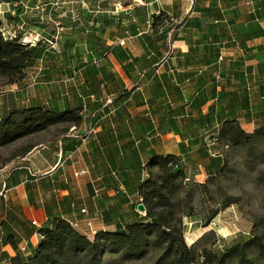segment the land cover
Instances as JSON below:
<instances>
[{"label": "crops", "instance_id": "crops-1", "mask_svg": "<svg viewBox=\"0 0 264 264\" xmlns=\"http://www.w3.org/2000/svg\"><path fill=\"white\" fill-rule=\"evenodd\" d=\"M135 1L97 0L91 12L92 0H0L2 26L58 35L8 84L0 117L40 106L82 118L0 166V264L33 253L55 218L90 240L146 223L136 193L148 161L176 156L185 183L205 186L222 167L206 145L226 148L224 122L264 129V0ZM159 13L168 22L152 32Z\"/></svg>", "mask_w": 264, "mask_h": 264}, {"label": "trees", "instance_id": "trees-1", "mask_svg": "<svg viewBox=\"0 0 264 264\" xmlns=\"http://www.w3.org/2000/svg\"><path fill=\"white\" fill-rule=\"evenodd\" d=\"M167 22L168 16L164 13L153 16L152 32L166 27ZM1 28L2 21L0 78L8 84H17L44 50L40 43L28 47L18 40L5 39L1 36ZM161 34L165 40L166 33ZM81 120L78 109L63 112L40 106L11 109L0 117V148L52 126H80ZM257 134L264 135V129L245 134L236 120L224 122L219 130L221 142L229 148L246 147ZM223 167L222 163L216 173ZM145 168L148 176L140 183L136 194L138 204L144 207L146 223H131L116 233L96 232L90 240L68 222L55 218L50 226L37 228L40 239L33 253L25 257L17 254L10 258L9 264H101L103 254L115 255L120 260H132L144 257L150 250L160 252L153 264H264V241L258 235L244 241L223 242L222 248L219 242L217 251L208 248L196 250L193 245L188 247L183 239L182 216L185 213L177 195L194 183H185L188 180H185L183 169L178 167L176 156L154 157L146 163Z\"/></svg>", "mask_w": 264, "mask_h": 264}, {"label": "rangeland", "instance_id": "rangeland-1", "mask_svg": "<svg viewBox=\"0 0 264 264\" xmlns=\"http://www.w3.org/2000/svg\"><path fill=\"white\" fill-rule=\"evenodd\" d=\"M92 1L89 6L91 12L94 11L97 0ZM134 1L130 0L132 4L137 5L138 2ZM121 6L124 10L123 4ZM109 10L113 9L106 11ZM14 33L17 38L22 35ZM32 78L30 77L29 81ZM9 90L6 80L0 78V104L11 100L13 93ZM67 125L52 126L51 131L38 133L33 138H22L1 147L0 166L8 161L12 162L16 156H22L24 149L29 146L57 137L67 129ZM220 149L224 156L223 170L209 178L205 186L198 187L193 184L183 188L177 195L185 213L182 216L184 242L188 247L193 245L196 250L208 248L217 251L219 242L222 248L223 242L244 241L253 235L261 236L264 241V135L257 134L250 144L243 148ZM154 175H157L156 170ZM159 255L160 252L150 250L142 258L120 260L115 255L103 254L101 264H153Z\"/></svg>", "mask_w": 264, "mask_h": 264}, {"label": "built area", "instance_id": "built-area-1", "mask_svg": "<svg viewBox=\"0 0 264 264\" xmlns=\"http://www.w3.org/2000/svg\"><path fill=\"white\" fill-rule=\"evenodd\" d=\"M2 4L3 3H0V17H3L4 15V10L2 8ZM115 10H120L119 7H117V9L115 8ZM169 23H176L175 19L173 18H169ZM8 26H2L1 28V36H3L5 39L7 40H18V42H20L21 44L25 45V46H28V47H34L35 45H37L38 43L40 42H44L48 45H52L53 43H55L57 40H58V35L55 36L53 38V41L52 40H48V39H44L42 38L40 35L36 34V33H24L22 35H20V37L17 38V36H15V31L14 29H9L7 28ZM14 31V32H13ZM61 32V29L59 28L57 30V34ZM169 37H171V33L169 35ZM173 48L172 45H170V52H171V49ZM89 133V132H88ZM214 144L213 143H209L207 144V151L209 152V155L212 157V158H223V154L221 151H213L211 149V147L213 146ZM84 213V211H83ZM141 214V213H140ZM210 225V223L208 224ZM94 232H92L93 234ZM24 250H21V252H23Z\"/></svg>", "mask_w": 264, "mask_h": 264}, {"label": "water", "instance_id": "water-1", "mask_svg": "<svg viewBox=\"0 0 264 264\" xmlns=\"http://www.w3.org/2000/svg\"><path fill=\"white\" fill-rule=\"evenodd\" d=\"M137 210L139 211V212H144L145 210H144V207H143V205L142 204H138L137 205Z\"/></svg>", "mask_w": 264, "mask_h": 264}]
</instances>
